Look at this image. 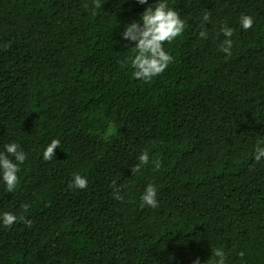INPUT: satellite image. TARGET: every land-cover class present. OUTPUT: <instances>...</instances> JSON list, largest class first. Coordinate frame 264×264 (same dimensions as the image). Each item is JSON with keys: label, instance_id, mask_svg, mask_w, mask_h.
Segmentation results:
<instances>
[{"label": "trees", "instance_id": "obj_1", "mask_svg": "<svg viewBox=\"0 0 264 264\" xmlns=\"http://www.w3.org/2000/svg\"><path fill=\"white\" fill-rule=\"evenodd\" d=\"M0 264H264V0H0Z\"/></svg>", "mask_w": 264, "mask_h": 264}]
</instances>
